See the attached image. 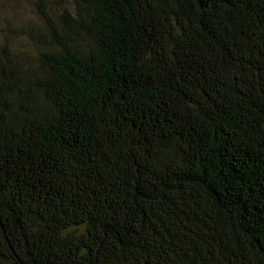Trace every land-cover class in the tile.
<instances>
[{
  "label": "trees",
  "instance_id": "16d2710c",
  "mask_svg": "<svg viewBox=\"0 0 264 264\" xmlns=\"http://www.w3.org/2000/svg\"><path fill=\"white\" fill-rule=\"evenodd\" d=\"M61 1L0 43V264H264V0Z\"/></svg>",
  "mask_w": 264,
  "mask_h": 264
},
{
  "label": "rangeland",
  "instance_id": "374dc122",
  "mask_svg": "<svg viewBox=\"0 0 264 264\" xmlns=\"http://www.w3.org/2000/svg\"><path fill=\"white\" fill-rule=\"evenodd\" d=\"M48 7H71V4L61 0H49ZM41 18L34 5V0H0V43L8 38L14 51L22 52L35 59L36 50L33 44L21 35L22 31L40 27Z\"/></svg>",
  "mask_w": 264,
  "mask_h": 264
}]
</instances>
